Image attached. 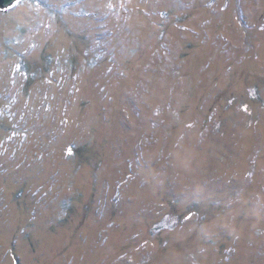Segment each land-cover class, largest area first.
<instances>
[{
	"label": "rangeland",
	"instance_id": "1",
	"mask_svg": "<svg viewBox=\"0 0 264 264\" xmlns=\"http://www.w3.org/2000/svg\"><path fill=\"white\" fill-rule=\"evenodd\" d=\"M0 264H264V0L0 11Z\"/></svg>",
	"mask_w": 264,
	"mask_h": 264
},
{
	"label": "water",
	"instance_id": "2",
	"mask_svg": "<svg viewBox=\"0 0 264 264\" xmlns=\"http://www.w3.org/2000/svg\"><path fill=\"white\" fill-rule=\"evenodd\" d=\"M18 0H0V11H6L13 7Z\"/></svg>",
	"mask_w": 264,
	"mask_h": 264
},
{
	"label": "trees",
	"instance_id": "3",
	"mask_svg": "<svg viewBox=\"0 0 264 264\" xmlns=\"http://www.w3.org/2000/svg\"><path fill=\"white\" fill-rule=\"evenodd\" d=\"M28 69V68H27Z\"/></svg>",
	"mask_w": 264,
	"mask_h": 264
}]
</instances>
